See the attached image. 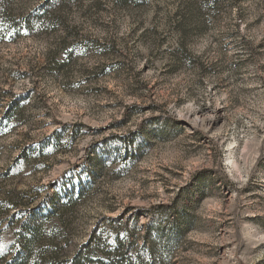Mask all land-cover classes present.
Segmentation results:
<instances>
[{
  "label": "rangeland",
  "instance_id": "1",
  "mask_svg": "<svg viewBox=\"0 0 264 264\" xmlns=\"http://www.w3.org/2000/svg\"><path fill=\"white\" fill-rule=\"evenodd\" d=\"M0 264H264V0H0Z\"/></svg>",
  "mask_w": 264,
  "mask_h": 264
}]
</instances>
